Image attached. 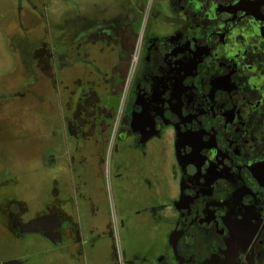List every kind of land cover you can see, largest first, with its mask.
<instances>
[{"label": "flooded vegetation", "instance_id": "flooded-vegetation-1", "mask_svg": "<svg viewBox=\"0 0 264 264\" xmlns=\"http://www.w3.org/2000/svg\"><path fill=\"white\" fill-rule=\"evenodd\" d=\"M93 11L80 64L67 51L54 61L89 86L77 119L87 106L103 151L115 123L119 199L145 184L167 202L171 228L151 264H264V0H101ZM10 219L12 230L39 225ZM40 224L52 242L62 234L61 221Z\"/></svg>", "mask_w": 264, "mask_h": 264}, {"label": "rangeland", "instance_id": "rangeland-1", "mask_svg": "<svg viewBox=\"0 0 264 264\" xmlns=\"http://www.w3.org/2000/svg\"><path fill=\"white\" fill-rule=\"evenodd\" d=\"M99 1L0 0V264L20 256L25 264H118V260L151 264L164 249L171 228L167 202L161 193L159 200H152L155 192L145 184L134 185L128 201L119 199L116 157L109 147L115 123L101 168L98 152L105 145H99L100 133L84 115L87 106L77 119V98L89 86L77 88L66 67L60 70L55 65V56L64 51L69 59L80 54L77 47L85 21L97 15L94 8L91 13L87 8L97 7ZM93 91L103 95L97 88ZM89 98L86 95L81 102ZM108 99L102 107L110 105ZM68 108L74 111L72 120ZM75 136L88 141L85 148L91 147V154L94 150V167L90 164L84 173L90 188L80 185L77 170L82 147ZM147 164L138 170L139 175L145 173ZM52 178L66 185L75 198L71 217L72 229L78 232L73 244L76 251L65 255H60V246L40 234H16L14 226L10 227L12 213L26 211L21 217L25 221L49 206L45 203Z\"/></svg>", "mask_w": 264, "mask_h": 264}, {"label": "crops", "instance_id": "crops-1", "mask_svg": "<svg viewBox=\"0 0 264 264\" xmlns=\"http://www.w3.org/2000/svg\"><path fill=\"white\" fill-rule=\"evenodd\" d=\"M92 8L97 9V7H94V6L89 7L87 9L92 10ZM108 137H109V135H107L106 138H108ZM75 139L77 140V142H80L78 144L80 145V147H82L81 152L78 153V161L80 163L78 168H80V169L77 170V172L79 173L80 185H83V183H84V185L87 188H90V186L86 185L88 183V180H87V176L84 173H85V170L87 169V167H90V164H91L92 168L94 167V150H93V154H91V147H89L87 149L85 148V145L87 144L88 141L79 140L77 136H75ZM96 145H97V149H98L97 141H96ZM105 151H106V149H105ZM105 151H103L101 153L98 152V154L100 155V159H99L100 167H101V159H104ZM115 162H114V164H115ZM50 182L52 183L50 186L51 190L49 191V198L45 203V205H49V206L45 207L43 209V211H45V214H42L43 211H40L41 214L38 213L37 215H35L31 218L28 217V219H26L27 221L25 220L23 222L27 223V222H31L32 220H40V219H44L47 217L55 220V217L57 216L59 221L63 222V230H62V234H60L59 238L56 237V240H54L53 246H56V247L60 246V247H58V250H60V255H65L67 253H73L72 251H76L75 247H74L75 245H73V244L76 241V236L78 233L72 229L73 221H72L71 216L74 215V213H73L74 202L73 201L75 198L70 197L69 192L67 190V187H65L66 185L57 181L56 178H54V179L52 178ZM53 186L55 188H53ZM18 204H20V203L18 202ZM17 213H19L18 214L19 218H21L24 215L23 213H26V211L23 210V212H21V213L19 211H17ZM12 214H14V213H12ZM34 234H38V233H34ZM40 236H41V234H40ZM42 237L45 238L44 236H42ZM45 239L49 240L48 238H45ZM49 242H52V240H49ZM70 256L73 257L72 255H70ZM21 257H23V256H20L18 258L12 259V260L17 261V264H25L24 258L21 259ZM13 261H10V262H13Z\"/></svg>", "mask_w": 264, "mask_h": 264}, {"label": "water", "instance_id": "water-1", "mask_svg": "<svg viewBox=\"0 0 264 264\" xmlns=\"http://www.w3.org/2000/svg\"><path fill=\"white\" fill-rule=\"evenodd\" d=\"M55 216H56V215H55ZM47 219H49V218H44V219H40V220L36 221L37 223H39L38 226H37L36 224L30 223V224L24 226V227L26 228L25 230H23V228L21 229V226H20V225H19V226H14V227H15V228H20V233H37V232H40L41 230L44 232L45 230L42 229L43 226H42L40 223L43 222L44 220H47ZM55 221H57V223H59L57 216L55 217L54 222H55ZM32 227H35V228L33 229ZM54 230H55V227L49 229L50 234H54V233H53ZM57 235H58V234H57ZM43 236H44L45 238H48L49 240L51 239V236L45 234V232H44ZM16 263H17V262H16Z\"/></svg>", "mask_w": 264, "mask_h": 264}, {"label": "built area", "instance_id": "built-area-1", "mask_svg": "<svg viewBox=\"0 0 264 264\" xmlns=\"http://www.w3.org/2000/svg\"><path fill=\"white\" fill-rule=\"evenodd\" d=\"M133 60H135V55L133 56L132 63L130 65V67H132V65H133ZM109 147H111V143H109ZM118 264H121L120 260H118Z\"/></svg>", "mask_w": 264, "mask_h": 264}]
</instances>
